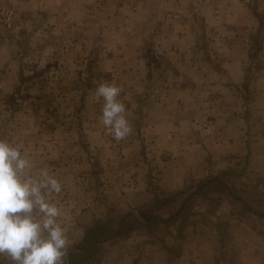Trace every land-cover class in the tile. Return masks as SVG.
Wrapping results in <instances>:
<instances>
[{
    "label": "crops",
    "instance_id": "1",
    "mask_svg": "<svg viewBox=\"0 0 264 264\" xmlns=\"http://www.w3.org/2000/svg\"><path fill=\"white\" fill-rule=\"evenodd\" d=\"M121 3L124 0H0V7L9 4L15 10L13 30H0V62L22 60L28 51L27 38L34 40L30 46L42 41L37 36L43 28L53 33L69 27L86 30L90 25L103 30V23L117 28L113 13ZM194 3L200 6L210 32L203 41L197 14L191 9ZM134 4L131 17L135 20L125 29L129 34L106 32L102 39L95 31L105 46L99 58L109 70L106 77L126 94L123 103L132 132L117 142L105 136L98 118L90 121L93 130L77 137L72 146L82 156V168H66L67 202L81 207L117 204L121 211L130 207L127 214L134 211L140 222L148 224L141 217L142 212L148 213L145 207L176 204L175 195L189 189L196 192L210 174L205 184L210 181V187L226 190L223 197L213 196L216 221L211 213L210 220L198 216L197 227H192L185 242V254L176 262L204 264L209 259L213 264L215 254L226 248L233 254L227 263L234 257L237 264H264V203L234 191L235 187L250 188L252 183L256 189V181L264 176V29L260 19L246 0H200V4L198 0H140ZM107 11L110 19L103 22L102 13ZM152 19L158 20L154 39L150 37ZM66 40L70 43V38ZM97 43L82 33L75 54L94 58L95 52L86 49ZM154 51L158 52L152 59ZM147 92L152 95L146 96ZM139 98L146 104L142 115ZM68 137L74 139L72 134ZM250 152L243 172L242 160ZM89 214L78 216L80 240L97 224L88 225L93 219L89 220ZM138 232L139 228L127 235L125 246L106 250L108 260L98 264H177L168 259L165 251L171 248L165 246L164 238L148 229ZM0 264L10 262L0 257Z\"/></svg>",
    "mask_w": 264,
    "mask_h": 264
},
{
    "label": "rangeland",
    "instance_id": "2",
    "mask_svg": "<svg viewBox=\"0 0 264 264\" xmlns=\"http://www.w3.org/2000/svg\"><path fill=\"white\" fill-rule=\"evenodd\" d=\"M138 1L140 0H124V3L119 4V10L116 14L113 13V17L117 16V28L113 25L112 29H109V25L105 23L102 26L103 30H98V27L95 28L90 25L86 27V30H72L69 27L53 33L52 29L43 28L40 30L39 36H37L42 41L30 46V42L32 43L34 40L27 38L28 51L25 50L23 61L0 62V139L7 140L13 145L21 146L22 154H25L29 159L31 170L34 174L40 169L46 168L49 174L62 184L61 193L54 195L51 202L56 203L61 209V217L59 219L62 227L66 229L70 243L69 249L80 241L82 230L80 225L82 224L78 222L79 214L82 218V214L85 211L90 212L89 220L92 217L93 219L88 222L89 226L101 222L108 224L115 230L119 226L120 219L124 215H128L126 211L130 209L129 207L126 211L124 209L123 211L118 210L117 204L98 206V203H91L82 207L78 204L70 205L67 202L69 190L65 187L69 184L64 181V175L67 176L69 174L66 168H82V156L80 157L78 149L74 151V147H72L76 144L75 139L84 132L90 131V129L93 130L90 121L98 118L97 121L100 123L104 101L102 98L97 99L95 95L98 84L113 82L116 84L111 77H106L109 70L106 69L104 61L99 58L101 53H104L105 46L96 39V34L97 36L102 35L103 39L106 32L109 36L117 33L119 36L128 33L125 30L127 25H131L135 20V16L131 17V13L134 11L131 4H136ZM250 1L246 0L247 4ZM263 1L256 0L258 7L264 11V8H262V5L264 6ZM198 3L200 4V0H198ZM8 5H3L2 7H9L14 10L13 6ZM191 9L195 15L197 14L195 20L198 24V13L203 15L201 8L194 3ZM110 15L111 12H103V22L109 21ZM89 20H94V18H89ZM152 21L154 22H151L150 27H152L153 32L150 37L154 39L157 36L158 29L156 30L155 25H157L158 20L152 19ZM204 21L203 15L201 22H199L202 41L210 36L209 28H206L207 24ZM100 32L101 34H99ZM82 33H85L86 37L91 36L92 40L99 42L95 46H88L86 49L95 52L94 58H91L90 55L79 58L75 54L77 50L75 45ZM65 38H70V43ZM51 39L52 41H50ZM31 48H34L33 52L36 56L31 53ZM47 49L48 53H45ZM157 52H153L152 59ZM150 63L152 68L155 69V62L152 60ZM148 95L152 94L147 92L146 96ZM125 97L126 94L122 91L119 99L124 102ZM145 98L147 99V97ZM139 100H136V102L138 101L137 103L141 108L140 115H142V112L146 110V104L142 98H139ZM71 134L74 139L68 137ZM105 136L112 140V137L106 132ZM250 155L251 152L247 153L244 156V161L242 160V163H244L243 172L248 168L246 163ZM64 170L66 171L65 174L63 173ZM251 174L253 173L251 172ZM204 178L203 181H200L201 183L198 185L196 192L194 191L195 189H189L184 195H175L176 204H168L164 208L156 206L144 208L145 212H148L146 214L157 215L163 219L169 216L172 218L170 222L154 227L152 232L148 229L152 235L155 234L159 238H164L165 246L171 248V252L165 251L171 263L181 264L176 262V260L185 254V242L189 240L190 231L197 227L200 220L198 216H202V218L209 217L210 220L211 213L213 221H216L215 209L217 206L213 202V196L223 197L226 190L214 186L210 187V181L205 184V181L209 180L210 174ZM249 178L252 181H256L253 175H250ZM251 186L244 189L235 187L234 191H236V195L242 198L257 197L264 203V176L256 181V189L254 188V183ZM101 190L102 188H98V193ZM230 195L234 198L233 193ZM95 211H97L96 214ZM133 212L129 217L131 221L135 222L137 218ZM229 225L231 224L228 223L226 228H229ZM145 230L147 229L139 227L138 233ZM127 239L128 237L125 236L109 240L103 245H105L109 253L118 246H125L124 243H126ZM151 239L158 244L157 239L155 240L153 237ZM232 239V237L227 236L229 242L233 241ZM181 242H184V244H181ZM108 253L107 255L105 253L102 262L106 261V257L108 260L110 256ZM190 254L191 252L188 255ZM192 254L193 256L197 255L196 252H192ZM229 255L233 254L224 248L221 252L215 254L218 259L214 257L213 264H226ZM231 259V262L233 261L237 264V258L232 257ZM231 262L227 264H231ZM204 264H210L209 259Z\"/></svg>",
    "mask_w": 264,
    "mask_h": 264
},
{
    "label": "clouds",
    "instance_id": "3",
    "mask_svg": "<svg viewBox=\"0 0 264 264\" xmlns=\"http://www.w3.org/2000/svg\"><path fill=\"white\" fill-rule=\"evenodd\" d=\"M121 92L113 82L99 83L95 93L104 101L100 123L117 142L132 132ZM61 191L46 168L32 172L20 145L0 139V257L10 264H66L70 243L61 209L51 202Z\"/></svg>",
    "mask_w": 264,
    "mask_h": 264
},
{
    "label": "trees",
    "instance_id": "4",
    "mask_svg": "<svg viewBox=\"0 0 264 264\" xmlns=\"http://www.w3.org/2000/svg\"><path fill=\"white\" fill-rule=\"evenodd\" d=\"M250 7L254 9L258 15L262 31L264 29V14L259 12L256 0H251L249 3ZM201 14L198 13L197 21L198 25L201 22ZM261 34V32H260ZM256 48L259 50V43H256ZM128 215H124L120 219L119 226L114 230L111 226L106 223H98L93 228L87 230L83 238L74 246L68 256V264H98L103 260L106 253V247L103 245L105 242L112 239H119L123 236H127L134 232L139 227L147 229H154V227L164 223L165 221L157 216L151 214L141 213V217L148 224L140 222L138 219L134 221L130 220ZM172 218H170L171 221Z\"/></svg>",
    "mask_w": 264,
    "mask_h": 264
},
{
    "label": "built area",
    "instance_id": "5",
    "mask_svg": "<svg viewBox=\"0 0 264 264\" xmlns=\"http://www.w3.org/2000/svg\"><path fill=\"white\" fill-rule=\"evenodd\" d=\"M13 27L14 10L9 7H0V29L9 32L13 30Z\"/></svg>",
    "mask_w": 264,
    "mask_h": 264
}]
</instances>
